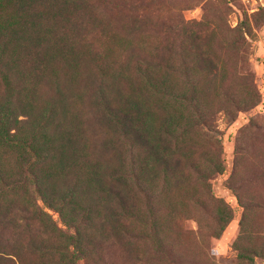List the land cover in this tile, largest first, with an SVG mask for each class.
<instances>
[{"label":"rangeland","instance_id":"obj_1","mask_svg":"<svg viewBox=\"0 0 264 264\" xmlns=\"http://www.w3.org/2000/svg\"><path fill=\"white\" fill-rule=\"evenodd\" d=\"M110 3L55 12L52 42L0 41V131L30 142L38 179L15 182L29 155L0 138V238H37L29 264H264V0ZM26 7L0 0V29ZM164 138L179 150L149 157ZM122 193L132 248L85 227L77 250L83 213L99 226ZM28 219L47 226H7Z\"/></svg>","mask_w":264,"mask_h":264},{"label":"trees","instance_id":"obj_2","mask_svg":"<svg viewBox=\"0 0 264 264\" xmlns=\"http://www.w3.org/2000/svg\"><path fill=\"white\" fill-rule=\"evenodd\" d=\"M99 1L100 4L104 7V8H108V6H110V0H15V4L17 6L21 5L23 6L24 3L27 4V7L22 10L21 12L24 13L25 15H27V17H23V21L20 22V20L16 23L15 28L8 30V29H0V41L4 40L6 41L8 44H13L18 45L20 44V41L24 40V39H28L29 36L28 35H33L34 39L36 40L35 43H39V42H43L45 43L47 42H52L53 40H51L49 37L46 38L41 36V30H47L48 25H50L51 23H55L57 22L52 16L54 15H59V13H55L58 11H65L66 13H68L69 15L74 13V12H78V13H83L86 12L90 15H93L98 9H96V7H99ZM94 4V6H93ZM87 5H92V9H88L86 8ZM53 11V12H52ZM31 15V16H30ZM28 16H30L31 18H33V20H29ZM38 19L37 22H39L40 27H35L34 25L36 24L35 20ZM27 20V21H26ZM32 21H34V23H32ZM60 21V20H59ZM31 23V25H29L28 23ZM42 25L44 26V28H42ZM35 29V31L33 30ZM40 34V35H39ZM38 46H42V45H38ZM0 57H2L1 52H0ZM111 113V111H110ZM119 113H120V118H121V122H126L127 124L130 123L132 124V119L129 117L128 113L123 112L122 110L119 109ZM142 124L147 125L146 121H142ZM6 124H4L3 128L0 131V138L3 141V143L7 144V145H18L20 146L24 151H26L29 155V160H28V164L25 168V171H23L20 174V178L18 181H15L18 185L20 186H24L26 183H30V181L32 182L33 185L38 184L37 181V175L35 174V172L33 171V167L35 165V161H36V154L34 151V148L31 147L30 142H22V141H15V142H11L9 140V138L6 135ZM164 133L167 134V130L163 129ZM166 139L167 143L164 144H159V143H155L153 145L152 142H150L151 148H150V153L148 154L149 157H152L154 159V156L157 155V160H159V152H169V153H174L177 150H179L176 146H177V140L175 139L173 142L169 141L168 138H164ZM167 144H171L174 147L171 149L170 147H168ZM211 149H213L211 152L213 154V159H212V171L214 170H220V161L217 158V161H213L217 157L219 156L220 153V142L218 140L215 139V141L211 140ZM161 148V149H160ZM160 149V150H159ZM159 150V152H158ZM185 155L183 154V157ZM164 158V157H162ZM186 159V158H184ZM144 165V168H147V165L145 164V162H142ZM196 172L199 173L200 175H202L204 177L205 174H207L208 169L205 168H197ZM218 172V171H216ZM120 180V179H119ZM123 180V179H121ZM3 181L5 182V179L2 177V175L0 174V182ZM117 202L119 201L118 205H115V208L110 209V206L108 208V212L112 213L110 216V218H105L103 219L100 223L99 226L94 225L93 223H91L92 218L90 216L89 213H83L82 218L80 221H78V223L80 222V225H78V227H76L75 231H76V236L75 237H71L75 239V243L74 245L76 246L77 250H79L81 246V242H80V237H81V230L82 228L85 227H90V228H99V236L101 235L100 239L98 240V242L102 239L103 243H106L110 246H117L123 249V251L128 252L131 248H132V243L135 242V240L137 239V235L134 234V225H132L131 223H128L127 221L124 222V220H126L130 214L129 212H126V207L124 204V198H126L125 193H122L120 195L119 198V194H117ZM117 206V207H116ZM83 220V221H82ZM134 222H138L137 219L134 220ZM154 222V223H153ZM152 223V225H148L146 222H143L140 224V226H151L153 228V231L155 232L154 234L159 236L161 234V232H165L164 229L159 228V225L157 223L156 220H154ZM40 224H37V226L33 225L32 222L28 220H26L24 222V224L20 225V224H10L7 226H12L14 227L15 230H24V231H31V230H36L39 228L43 229L45 228V226H47L46 223H44L43 220H40L39 222ZM77 224V223H76ZM56 230V227L55 229ZM159 233V234H158ZM109 234H112L114 236V238L117 240L118 245L117 244H112L108 241V239H110L111 237L109 236ZM98 239V238H97ZM111 240V239H110ZM38 240L37 238H33V239H22V238H17V236H12L11 238H0V264H29L28 261H26L25 256L26 254L24 252L25 249L30 250V254L34 253V250H37L38 246H37ZM96 245L100 246V243H97ZM123 245V246H121ZM76 254V252H75ZM88 258V255L87 257Z\"/></svg>","mask_w":264,"mask_h":264}]
</instances>
